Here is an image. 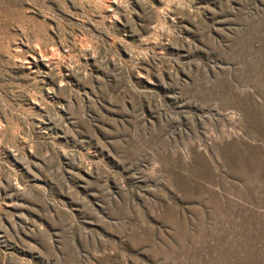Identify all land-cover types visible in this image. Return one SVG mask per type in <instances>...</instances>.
<instances>
[{"label": "rangeland", "instance_id": "rangeland-1", "mask_svg": "<svg viewBox=\"0 0 264 264\" xmlns=\"http://www.w3.org/2000/svg\"><path fill=\"white\" fill-rule=\"evenodd\" d=\"M0 264H264V0H0Z\"/></svg>", "mask_w": 264, "mask_h": 264}]
</instances>
